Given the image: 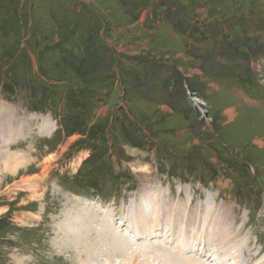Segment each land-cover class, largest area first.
I'll list each match as a JSON object with an SVG mask.
<instances>
[{"label":"rangeland","instance_id":"1","mask_svg":"<svg viewBox=\"0 0 264 264\" xmlns=\"http://www.w3.org/2000/svg\"><path fill=\"white\" fill-rule=\"evenodd\" d=\"M258 77L264 0H0V264L92 261L75 213L126 219L125 231L144 201L162 230L184 229L171 235L186 233L194 259L255 264L244 253H264Z\"/></svg>","mask_w":264,"mask_h":264},{"label":"bare ground","instance_id":"2","mask_svg":"<svg viewBox=\"0 0 264 264\" xmlns=\"http://www.w3.org/2000/svg\"><path fill=\"white\" fill-rule=\"evenodd\" d=\"M234 112V111H233ZM232 110L230 109L229 111L226 112L229 118H231L233 114ZM130 152L135 154L137 151L135 149L130 150ZM17 159V158H16ZM23 160V159H22ZM12 161V160H9ZM24 162V161H23ZM12 168H15L18 170V168L23 164L21 159L16 160V164L12 165L11 162L9 163ZM16 170V171H17ZM144 182V181H143ZM145 186V185H144ZM153 187V186H152ZM152 190V189H151ZM144 192V191H143ZM158 193V192H157ZM149 195V194H148ZM157 195V194H156ZM150 196V195H149ZM137 197V196H136ZM169 199V198H168ZM136 200V199H135ZM157 202V200H156ZM174 202V201H173ZM148 201L143 202V207H141L139 210L134 209V204L131 203V208L132 210L127 211V215L129 217L127 218V221L130 223V228L129 230H125L121 228L123 224L126 222V219H123V223L120 221V223L117 224V219L115 220H108L107 217L103 215H97L95 220L92 222H88L91 217L88 216H83L85 213H82L83 215H79V213H75V216L73 219L70 220V225L69 228L71 232L79 238V236H83V238L86 239H93L91 245L94 248H97L96 254L94 253L92 255V258L90 260L92 261H80L78 263L74 264H119L118 261L113 260L112 255L114 254V258L117 257V254L122 255L123 258H125V262L127 264H246L249 262H244L242 261H233L229 262L227 259V256L222 258V260L217 261V260H209L208 258H205L202 256H196V258L202 259L201 261L196 260L193 258V256H189L188 253H190L192 247L194 245L192 244L191 247V240L189 241L187 239V235L184 233L178 234V236H173L171 235V232H175V230H184L182 227H179L178 229L173 228L170 224L165 226V230H162V221L158 217V213L154 212L153 210H150ZM154 203V202H152ZM151 205V204H150ZM199 205V204H198ZM155 206V205H154ZM162 206V205H161ZM168 207V206H167ZM204 207V206H203ZM86 208V207H85ZM152 208V207H151ZM190 208V207H189ZM91 209V208H90ZM162 209V208H159ZM164 209V208H163ZM191 209V208H190ZM200 209V208H199ZM81 210V209H80ZM83 210H85L83 208ZM171 210V209H170ZM193 210V209H192ZM195 210V209H194ZM204 210V209H203ZM206 210V208H205ZM159 211V210H158ZM187 211L190 212L188 209ZM196 211V210H195ZM199 211V210H197ZM196 211V212H197ZM202 211V210H201ZM209 212V211H208ZM81 213V212H80ZM109 212H106V215ZM173 213V212H172ZM192 213V212H190ZM90 214V213H89ZM99 214V213H98ZM195 214V212H194ZM200 214V213H199ZM214 214V213H213ZM79 215V216H78ZM87 215V214H86ZM96 215V214H95ZM154 216V218L152 217ZM174 215V213H173ZM177 217V214H175ZM182 215V214H181ZM222 215V214H221ZM73 216V214H72ZM83 216V217H82ZM148 216V217H147ZM185 216V215H184ZM81 217L79 220L78 218ZM109 217V216H108ZM171 217V216H170ZM191 217V216H190ZM202 217V216H201ZM206 217V216H205ZM226 217V216H225ZM113 218V217H112ZM122 218V217H121ZM168 218V217H167ZM175 218V217H173ZM182 218V216H181ZM187 218H189L187 216ZM200 218V217H199ZM203 218V217H202ZM215 218V217H214ZM185 219V218H184ZM225 219V218H224ZM186 220V219H185ZM198 220V218H197ZM178 221V220H177ZM200 221V220H199ZM224 221V220H223ZM222 221V222H223ZM107 222L112 225H116L115 230L107 227ZM152 222V223H151ZM168 221H166L167 223ZM197 222V221H195ZM205 222V221H204ZM160 223V226H159ZM176 223V222H175ZM179 223V222H178ZM204 224V223H202ZM206 224V223H205ZM230 224V222H229ZM120 225V226H119ZM175 225V224H174ZM177 225V224H176ZM190 225V224H189ZM119 226V227H118ZM182 226V225H181ZM219 226V225H218ZM217 226V227H218ZM192 227V226H191ZM188 227V228H191ZM224 227V226H223ZM68 228V227H67ZM68 228V229H69ZM62 229V228H61ZM63 229H66L63 228ZM194 229V228H193ZM208 229V226H207ZM190 230V229H189ZM191 231V230H190ZM193 231V230H192ZM203 231V230H202ZM205 231H207L205 229ZM222 231V230H221ZM233 231V230H232ZM65 232V230H64ZM172 232V233H173ZM186 232V231H185ZM209 232L214 233L212 237H216V235H219V240L220 241H226L227 245L232 244L235 240L226 234V231L224 232H219L216 227L210 228ZM236 232H238L236 230ZM195 233V232H193ZM249 233V232H248ZM176 234V233H175ZM189 234V233H188ZM243 234V233H242ZM133 235V236H131ZM235 235V234H234ZM250 235V234H249ZM190 236V234H189ZM188 236V237H189ZM195 236V235H194ZM191 237V236H190ZM189 237V238H190ZM202 237V236H201ZM235 237V236H234ZM245 237V235H244ZM251 237V236H249ZM237 238V237H236ZM239 238V237H238ZM191 239V238H190ZM194 239V238H192ZM213 239V238H212ZM241 239V238H240ZM249 240V239H248ZM213 241V240H212ZM239 241V240H238ZM240 241H243L242 239ZM251 241V240H250ZM253 241V240H252ZM199 242V241H198ZM237 242V241H235ZM200 243V242H199ZM212 242H210L211 245ZM252 243V242H251ZM114 244V245H113ZM202 244V243H201ZM205 244V243H204ZM213 244V243H212ZM245 244V243H244ZM207 245V244H206ZM248 249L249 243L246 244ZM245 245V246H246ZM149 246H152L156 248V252H147V248ZM198 246V245H197ZM203 246V245H202ZM241 246L239 243L232 245V247L236 248ZM255 246V244L253 245ZM257 246V245H256ZM225 247V246H224ZM105 248L103 251L102 249ZM200 248V247H199ZM251 248V246H250ZM262 248V247H261ZM73 249V248H72ZM244 249V248H243ZM254 248H252L253 250ZM257 249V248H256ZM216 250V249H215ZM263 250V249H261ZM198 251V250H197ZM224 251V250H223ZM244 251H246L244 249ZM75 252V251H74ZM72 252V253H74ZM93 252V251H92ZM165 252V253H164ZM201 252V251H200ZM212 252V251H211ZM215 252V251H214ZM213 252V253H214ZM226 252V251H225ZM224 252V253H225ZM230 252V251H229ZM235 252V251H233ZM232 252V253H233ZM249 252H251L252 257H258L259 255L262 257H259V259L256 260L255 264H264V253L260 250L256 251H249L244 253V255H250ZM77 253V252H75ZM117 253V254H116ZM193 253V252H192ZM205 253V252H204ZM210 253V252H209ZM231 253V252H230ZM92 254V253H90ZM167 257H165V255ZM208 254V252H207ZM89 255V254H88ZM182 255V256H181ZM204 255V254H203ZM211 255V254H210ZM235 255V254H234ZM107 258V261H103L102 257ZM126 256V257H125ZM195 256V255H194ZM205 256V255H204ZM207 256V255H206ZM209 256V255H208ZM237 257V256H236ZM89 258V257H88ZM192 258V259H191ZM241 258V256H240ZM239 258V259H240ZM78 259V258H77ZM81 259V258H80ZM204 259V260H203ZM214 259V258H213ZM82 260V259H81ZM100 260V261H99ZM75 261V260H74ZM73 261V262H74ZM246 261V260H245ZM70 262V261H69ZM72 262V263H73ZM77 262V261H76Z\"/></svg>","mask_w":264,"mask_h":264}]
</instances>
